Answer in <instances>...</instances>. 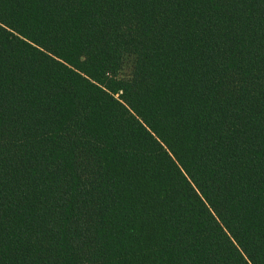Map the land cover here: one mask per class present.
Returning <instances> with one entry per match:
<instances>
[{
	"label": "trees",
	"instance_id": "16d2710c",
	"mask_svg": "<svg viewBox=\"0 0 264 264\" xmlns=\"http://www.w3.org/2000/svg\"><path fill=\"white\" fill-rule=\"evenodd\" d=\"M0 264H264V0H0Z\"/></svg>",
	"mask_w": 264,
	"mask_h": 264
},
{
	"label": "rangeland",
	"instance_id": "374dc122",
	"mask_svg": "<svg viewBox=\"0 0 264 264\" xmlns=\"http://www.w3.org/2000/svg\"><path fill=\"white\" fill-rule=\"evenodd\" d=\"M129 67H130V60H126V62H125V69H126V72L129 71Z\"/></svg>",
	"mask_w": 264,
	"mask_h": 264
}]
</instances>
